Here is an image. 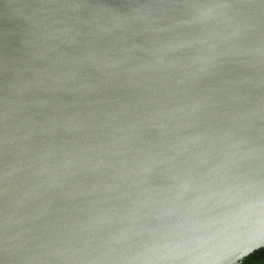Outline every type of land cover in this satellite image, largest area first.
I'll list each match as a JSON object with an SVG mask.
<instances>
[{
    "label": "water",
    "instance_id": "water-1",
    "mask_svg": "<svg viewBox=\"0 0 264 264\" xmlns=\"http://www.w3.org/2000/svg\"><path fill=\"white\" fill-rule=\"evenodd\" d=\"M262 248L264 0H0V264Z\"/></svg>",
    "mask_w": 264,
    "mask_h": 264
},
{
    "label": "flooded vegetation",
    "instance_id": "flooded-vegetation-1",
    "mask_svg": "<svg viewBox=\"0 0 264 264\" xmlns=\"http://www.w3.org/2000/svg\"><path fill=\"white\" fill-rule=\"evenodd\" d=\"M250 256L252 257L251 258L247 257L246 259H244L243 264H254L257 261L259 262L258 264H264V252L263 251H259V252L254 251V253H252Z\"/></svg>",
    "mask_w": 264,
    "mask_h": 264
},
{
    "label": "trees",
    "instance_id": "trees-1",
    "mask_svg": "<svg viewBox=\"0 0 264 264\" xmlns=\"http://www.w3.org/2000/svg\"><path fill=\"white\" fill-rule=\"evenodd\" d=\"M256 251H257V252H259V251H263V252H264V249H261V250L258 249V250H256ZM247 257H248V258H251L252 256L249 255V256H247ZM247 257H246V258H247ZM246 258H245V259H246Z\"/></svg>",
    "mask_w": 264,
    "mask_h": 264
},
{
    "label": "rangeland",
    "instance_id": "rangeland-1",
    "mask_svg": "<svg viewBox=\"0 0 264 264\" xmlns=\"http://www.w3.org/2000/svg\"><path fill=\"white\" fill-rule=\"evenodd\" d=\"M259 262L257 261V262H255L254 264H258ZM239 264H243V262L242 263H239Z\"/></svg>",
    "mask_w": 264,
    "mask_h": 264
}]
</instances>
